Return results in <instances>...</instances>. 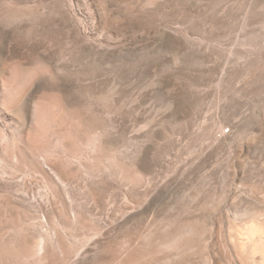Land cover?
<instances>
[{"label": "rangeland", "instance_id": "obj_1", "mask_svg": "<svg viewBox=\"0 0 264 264\" xmlns=\"http://www.w3.org/2000/svg\"><path fill=\"white\" fill-rule=\"evenodd\" d=\"M0 264H264V0H0Z\"/></svg>", "mask_w": 264, "mask_h": 264}, {"label": "built area", "instance_id": "obj_2", "mask_svg": "<svg viewBox=\"0 0 264 264\" xmlns=\"http://www.w3.org/2000/svg\"><path fill=\"white\" fill-rule=\"evenodd\" d=\"M226 131L228 132V131H229V128H226V129H225V132H226Z\"/></svg>", "mask_w": 264, "mask_h": 264}]
</instances>
